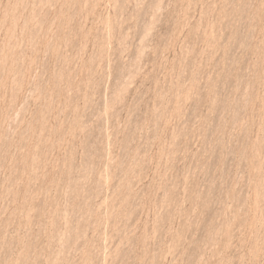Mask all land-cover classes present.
<instances>
[{
	"label": "rangeland",
	"instance_id": "obj_1",
	"mask_svg": "<svg viewBox=\"0 0 264 264\" xmlns=\"http://www.w3.org/2000/svg\"><path fill=\"white\" fill-rule=\"evenodd\" d=\"M0 264H264V0H0Z\"/></svg>",
	"mask_w": 264,
	"mask_h": 264
}]
</instances>
